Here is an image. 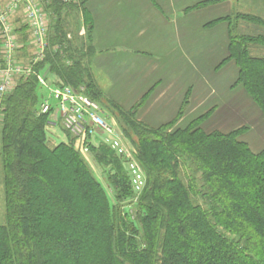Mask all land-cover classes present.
I'll return each instance as SVG.
<instances>
[{
  "label": "trees",
  "instance_id": "trees-1",
  "mask_svg": "<svg viewBox=\"0 0 264 264\" xmlns=\"http://www.w3.org/2000/svg\"><path fill=\"white\" fill-rule=\"evenodd\" d=\"M45 1L50 2L45 6L51 20L50 48L34 69H47L64 84L84 89L104 115L111 109L117 112L119 130L134 145L147 183L133 221L111 201L72 145L48 142V116L37 113L38 80H22L0 100L6 210V222L0 225V264H264V151L255 152L241 140L247 129L207 132L203 125L212 113L179 126L182 111L174 120L151 127L137 118L146 96L131 110L115 101L109 109L91 73L95 46L90 41L79 44L76 34L68 38L71 17L78 12L88 33L95 31L84 4ZM222 1L204 0L187 9ZM234 11L200 28L223 25L227 55L218 70L234 64L235 87L264 114V56L251 49L264 47V33H245L238 27L243 21L264 29V18ZM19 33L28 40L26 30ZM93 154L102 165L112 163L115 173L108 181L117 201L134 198L122 161L104 146ZM186 171L193 176L189 183L183 177ZM201 193L205 205L196 201Z\"/></svg>",
  "mask_w": 264,
  "mask_h": 264
},
{
  "label": "rangeland",
  "instance_id": "rangeland-1",
  "mask_svg": "<svg viewBox=\"0 0 264 264\" xmlns=\"http://www.w3.org/2000/svg\"><path fill=\"white\" fill-rule=\"evenodd\" d=\"M226 2L229 3V8L234 7V12L258 14L264 18V3L261 1ZM103 19L105 20V16L101 15L100 20L104 21ZM191 19L187 14L180 15L179 39L175 37V24L173 38L168 37L172 35L171 32L163 33L164 37L160 39L150 36L147 44L137 38L140 25L135 22L114 25L99 22L102 32L98 30L97 33L94 31L89 34L83 13L78 12L71 17L72 30L68 38L73 40L76 34L79 44L90 41L95 46L96 54L92 59L91 73L95 84L100 88L101 100L109 109L112 107L111 102L115 101L131 110L146 96V104L138 109L137 118L151 127L174 120L181 111L183 114L179 126H186L191 120L212 113L203 125L204 130L230 133L245 128L247 131L241 140L247 142L255 152L264 151V114L242 88L235 87L238 70L234 64L218 70L227 55L223 25L203 30L200 28L201 24ZM238 27L239 31L245 33H264V29L256 27L258 30H254L256 28L243 21L239 22ZM251 49L254 55L264 56V47L253 46ZM46 72L47 69L43 70L41 75L44 76ZM38 94L48 97L49 90L40 89ZM108 113L109 116H105L119 127L117 112L114 113L111 109ZM1 121L0 119V130ZM123 137L135 149L125 134ZM83 158L105 187L111 201L134 221L140 194H133L134 198L123 202L117 201L116 191L108 181L109 174L115 173L112 163L102 165L94 154ZM136 161L147 182L145 170L138 159ZM125 172L128 176L126 168ZM191 175V172L184 174L186 183L193 178ZM196 178L197 188L201 190L200 175ZM203 198L202 193L199 194L197 203L205 205ZM5 212L0 160V225L6 222Z\"/></svg>",
  "mask_w": 264,
  "mask_h": 264
},
{
  "label": "built area",
  "instance_id": "built-area-1",
  "mask_svg": "<svg viewBox=\"0 0 264 264\" xmlns=\"http://www.w3.org/2000/svg\"><path fill=\"white\" fill-rule=\"evenodd\" d=\"M46 3L50 2L0 0V98L11 94L22 80L35 76L40 89L49 90L48 97L40 96L37 107L39 116H48V142L72 145L85 158L93 155V149L109 148L122 161L132 190L139 195L146 187V178L136 161V150L115 122L104 115L84 89L64 84L48 70L42 76L34 69L45 60L50 48L51 20ZM21 29L26 30L27 41L19 33Z\"/></svg>",
  "mask_w": 264,
  "mask_h": 264
},
{
  "label": "crops",
  "instance_id": "crops-1",
  "mask_svg": "<svg viewBox=\"0 0 264 264\" xmlns=\"http://www.w3.org/2000/svg\"><path fill=\"white\" fill-rule=\"evenodd\" d=\"M201 1L204 0H81L86 16L95 23L96 33L98 30L102 32L99 22H106L108 25L135 22L140 25L137 38L145 43L150 36L163 38V33L171 32L172 35L168 37L173 38L175 24V37L179 39L178 24L182 14H187L190 19L195 17L191 21L202 25L223 16L233 8H229L228 2H219L192 12L187 9ZM101 15L105 16L104 21L100 20Z\"/></svg>",
  "mask_w": 264,
  "mask_h": 264
}]
</instances>
